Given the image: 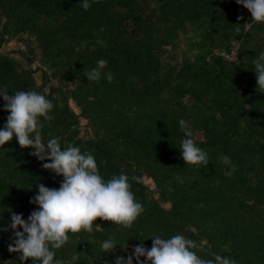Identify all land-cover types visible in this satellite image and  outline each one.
Masks as SVG:
<instances>
[{
    "label": "trees",
    "instance_id": "obj_1",
    "mask_svg": "<svg viewBox=\"0 0 264 264\" xmlns=\"http://www.w3.org/2000/svg\"><path fill=\"white\" fill-rule=\"evenodd\" d=\"M80 2L0 0V89H47L54 108L44 142L91 152L106 180L126 174L144 213L130 229L98 219L100 230L70 234L56 258L115 264L141 241L151 248L156 235L183 234L205 259L264 264V93L252 64L264 51V23L236 0H89L88 11ZM12 40L16 49L6 47ZM100 59L111 83L85 76ZM8 115L0 96V129ZM181 119L208 153L206 166L183 160ZM32 151L15 137L0 148V227L9 229L0 231V264H32L8 250L11 211L27 220L38 185L63 180ZM108 239L117 247L105 253Z\"/></svg>",
    "mask_w": 264,
    "mask_h": 264
},
{
    "label": "clouds",
    "instance_id": "obj_2",
    "mask_svg": "<svg viewBox=\"0 0 264 264\" xmlns=\"http://www.w3.org/2000/svg\"><path fill=\"white\" fill-rule=\"evenodd\" d=\"M80 3L85 11L92 7L89 0H81ZM236 3L251 13V22L264 23V0H236ZM252 64L258 91L264 93V51L253 59ZM106 68L107 61L100 59L96 67L85 71V76L89 82L98 83L103 77L111 83L114 76L105 71ZM47 91H16L10 95L7 89H0L4 111L9 113L5 126L0 129V148L15 137L21 148L34 149L30 155L41 162L50 161L42 163L44 170L63 177L58 189L42 183L38 185L39 192L30 201L38 205V209L32 211L27 220L22 214L10 210L9 227L13 238L8 250L20 254L18 259L21 262L31 260L32 264H65L62 259L56 258V250L70 242V234L100 230L101 226L95 223L98 219L130 229L144 213V207L131 190V181L126 174L113 175L106 180L91 152H82L73 144L62 146L58 137L44 142V121L51 119L49 114L54 108L52 100L47 98ZM179 124L185 134L180 151L186 165L206 166L208 153L197 145L191 126L184 119ZM222 162L231 167V171L224 173L231 176L235 171L231 158L225 155ZM8 230L0 227V231ZM151 240V248L145 247L141 241L134 246L127 259L117 256L115 264H134V260L136 264H237L236 260L216 253H210L212 258L201 257L196 250L202 246L183 234L167 239L156 235ZM101 247L105 253H110L117 246L112 239H108ZM80 254H73L71 261H78Z\"/></svg>",
    "mask_w": 264,
    "mask_h": 264
},
{
    "label": "rangeland",
    "instance_id": "obj_3",
    "mask_svg": "<svg viewBox=\"0 0 264 264\" xmlns=\"http://www.w3.org/2000/svg\"><path fill=\"white\" fill-rule=\"evenodd\" d=\"M17 45L18 44L14 40H12L11 42H9V44L6 47L9 48V49H16ZM38 76H40L39 73H38ZM82 123L85 124L86 120H82Z\"/></svg>",
    "mask_w": 264,
    "mask_h": 264
}]
</instances>
